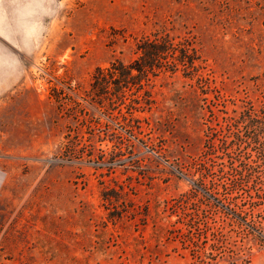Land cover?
Returning a JSON list of instances; mask_svg holds the SVG:
<instances>
[{
  "label": "rangeland",
  "instance_id": "rangeland-1",
  "mask_svg": "<svg viewBox=\"0 0 264 264\" xmlns=\"http://www.w3.org/2000/svg\"><path fill=\"white\" fill-rule=\"evenodd\" d=\"M163 38L193 67L91 99ZM248 114L264 0H0V264H264Z\"/></svg>",
  "mask_w": 264,
  "mask_h": 264
},
{
  "label": "trees",
  "instance_id": "trees-1",
  "mask_svg": "<svg viewBox=\"0 0 264 264\" xmlns=\"http://www.w3.org/2000/svg\"><path fill=\"white\" fill-rule=\"evenodd\" d=\"M136 49L139 52V56L133 62L127 65L113 62L108 68H97L95 70L90 84L92 91L91 99L99 96V90L109 92L110 87H113L114 92H116L113 94L114 99H122L123 91L128 90L130 87H136L137 90H141L144 86L143 82L146 83L149 80L148 74L155 76L156 70L159 71L163 68L173 71L178 65H182L184 68H192L195 61L191 55H185L186 52H190L189 48L177 50L166 38L160 40L144 39L137 44ZM176 51H178V54H176ZM146 97L148 98L147 95ZM147 98H144V103H151ZM110 99V102L113 103L112 97ZM129 108L130 110L135 109L132 106ZM242 120L240 123L237 122V124L244 125L247 130L252 131L250 132L251 134L249 133L245 136L244 140H240L243 143L263 146L264 116L260 117L248 114L243 115Z\"/></svg>",
  "mask_w": 264,
  "mask_h": 264
}]
</instances>
